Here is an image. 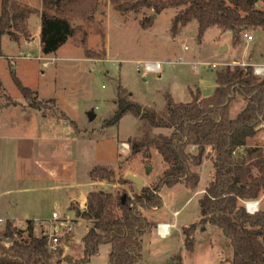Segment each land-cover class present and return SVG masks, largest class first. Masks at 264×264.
<instances>
[{"label": "rangeland", "instance_id": "rangeland-1", "mask_svg": "<svg viewBox=\"0 0 264 264\" xmlns=\"http://www.w3.org/2000/svg\"><path fill=\"white\" fill-rule=\"evenodd\" d=\"M17 1L32 10L21 42L33 44L14 43L7 35L0 38V220L17 228L31 220L38 237L60 228L58 246L64 256L77 260L83 257L81 241L90 224L77 220L70 206L83 209L94 191L133 197L139 193L135 186L120 181L133 175L143 181V188H153L167 167L155 148L148 161L132 154L129 141L140 140L142 124L130 114L114 122L118 87L134 103L158 112L169 101L191 102V92L207 99L214 94L218 71L235 61L264 65V33H250L254 41L248 43L243 34L211 28L199 41L198 23L193 21L173 37L172 22L180 10L159 15L152 9L125 12V4L140 0H81L78 8L66 9L74 36L57 55L45 56L39 41L34 43L42 0ZM143 23L150 26L144 28ZM156 62L162 65L160 73L144 71L145 64ZM12 73L36 92L33 104L38 109L23 99ZM243 102L237 97L231 104V118ZM90 114L95 115L93 121ZM250 143L264 148V130ZM97 166L112 170L115 182L92 183L89 174ZM194 171L200 176L196 190L180 184L165 188L160 192L163 206L142 212L153 228L142 237L140 264H174L177 257L181 264H231L230 243L213 226L196 230L192 251L184 246L183 229L199 221V199L213 178L210 161ZM170 223L176 228L169 236L157 235L158 225ZM110 252V245H102L90 264H109Z\"/></svg>", "mask_w": 264, "mask_h": 264}, {"label": "trees", "instance_id": "trees-1", "mask_svg": "<svg viewBox=\"0 0 264 264\" xmlns=\"http://www.w3.org/2000/svg\"><path fill=\"white\" fill-rule=\"evenodd\" d=\"M79 1L42 0L40 42L45 56L57 53L74 36L66 9L78 8ZM261 5L264 0H140L125 4L122 10L139 13L152 9L155 15L180 10L172 22L173 37L196 21L201 41L211 28L235 32L237 36L264 33ZM31 14L32 10L17 0H1L0 38L7 35L19 43L28 32ZM149 26L143 23L144 28ZM12 77L23 99L38 109L33 104L38 98L36 92L24 87L14 73ZM215 82L211 97L202 99L198 91L191 92V102L169 101L162 112L134 103L128 92L118 87L114 122L128 114L141 121L143 136L129 141L131 152L142 154L148 161L155 148L167 166L162 177L153 188H143L127 197L125 204L121 195L94 191L87 195L83 209L70 206L77 220L90 224L81 241V259L63 256L59 246L53 251L47 236H35L33 221L27 220L25 230L8 221L0 229V264H90L102 245L111 246L109 264H140L142 237L153 228L142 212L163 206L160 192L165 188L180 184L196 190L200 176L194 168L204 161L212 163L213 178L199 199V221L183 229L186 250H193L196 230L209 225L220 229L229 241L231 264H264V209L248 214L243 205L244 201L260 199L264 193V148L250 143L264 130V78L256 76L252 66L234 64L218 71ZM237 97L244 105L231 118L230 106ZM158 130L162 133L155 134ZM89 178L95 184L115 182L114 172L102 166L93 168ZM173 261L181 264L179 257Z\"/></svg>", "mask_w": 264, "mask_h": 264}, {"label": "built area", "instance_id": "built-area-1", "mask_svg": "<svg viewBox=\"0 0 264 264\" xmlns=\"http://www.w3.org/2000/svg\"><path fill=\"white\" fill-rule=\"evenodd\" d=\"M243 37L247 42H250L253 40V36L250 34H245ZM242 66H244V65H242ZM215 67L216 66H214V65L212 66V68H215ZM143 69L146 73H150V72L151 73H160L162 71V65L159 62L147 63L144 65ZM253 71H254V74L256 76L264 78V65L253 67ZM263 198H264V193L261 196V198L258 200L244 201L243 205H244L246 212L248 214H257L261 210V202H262ZM53 219L58 220L59 217L56 214H53ZM5 224H6V222L0 220V227L4 226ZM173 228H175V225L172 223L160 224L156 227V232H157V235H159L161 237H166V236L170 235L171 230ZM59 231H60V228H57V229L54 228L52 230L51 234H49V235L46 233L42 234V235L47 236L49 238V245L53 251H55L58 247L59 237H58L57 233Z\"/></svg>", "mask_w": 264, "mask_h": 264}, {"label": "water", "instance_id": "water-1", "mask_svg": "<svg viewBox=\"0 0 264 264\" xmlns=\"http://www.w3.org/2000/svg\"><path fill=\"white\" fill-rule=\"evenodd\" d=\"M235 64H237V63H235ZM94 119H95V115L94 114H90L89 120L93 121ZM126 180L131 182L135 186V189H136L137 192H140L142 190L143 186H144L143 181L140 178H137V177H135L133 175H127L126 176ZM126 198H127L126 195L122 196L121 199H122V203L123 204H125ZM80 200L81 201L84 200V195H81ZM7 243H9V241H7Z\"/></svg>", "mask_w": 264, "mask_h": 264}, {"label": "crops", "instance_id": "crops-1", "mask_svg": "<svg viewBox=\"0 0 264 264\" xmlns=\"http://www.w3.org/2000/svg\"><path fill=\"white\" fill-rule=\"evenodd\" d=\"M0 12H1V0H0ZM39 31H38V34H37V36H36V38H35V40H34V43L35 42H37V41H39V43H40V45H41V42H40V32H41V27H39V29H38ZM223 33V32H222ZM261 33H263V32H261ZM71 40V39H70ZM254 41V37H253V40L252 41H250V43L251 42H253ZM20 42H21V40H20ZM19 42V43H20ZM238 42V41H237ZM247 42V41H246ZM19 43H17V44H19ZM249 43V42H248ZM33 43H30V42H27V41H24L23 43L21 42V44L20 45H23V46H31ZM226 48H228V47H226ZM58 53V52H57ZM57 53H55L54 55H50V56H55V55H57ZM235 63H237L238 64V62L237 61H235ZM243 65L244 66H249V65H247L246 63H243ZM256 145H258V146H260L258 143H256ZM262 203V202H261ZM176 215V214H175ZM173 224V223H172ZM175 225V224H174ZM175 228H176V226H175ZM21 229L22 230H25L26 229V227H21ZM63 256H64V254H63Z\"/></svg>", "mask_w": 264, "mask_h": 264}]
</instances>
